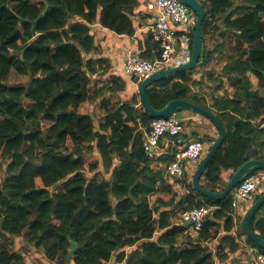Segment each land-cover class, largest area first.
<instances>
[{
	"label": "trees",
	"instance_id": "16d2710c",
	"mask_svg": "<svg viewBox=\"0 0 264 264\" xmlns=\"http://www.w3.org/2000/svg\"><path fill=\"white\" fill-rule=\"evenodd\" d=\"M200 1L207 13L201 64L153 82L146 95L157 110L185 99L216 116L226 137L200 182L217 191L245 160L264 161V99L258 95L264 87V0ZM135 5L0 0V264H24L21 239L43 248L55 264H229L239 248L231 232L235 219L241 232L232 194L209 199L189 182L176 201L158 164L168 163L170 155L149 159L142 148L154 117L140 103L139 83L132 85L108 71L105 59L93 57L91 26L133 35ZM46 6L34 33L31 23L19 22L36 19ZM209 27L221 37L213 49L206 46ZM145 46L139 54L154 61L159 48L150 30ZM12 70L28 82L8 83ZM125 91L134 95L123 99ZM94 103L103 111L96 124ZM252 103L263 114L249 111ZM95 170L104 177L89 181L87 172ZM210 204L217 209L194 239L185 232L189 225L168 220L174 209L181 210L179 219L186 209ZM250 228L264 239V203ZM211 239L213 249L205 244ZM70 241L77 249L66 261Z\"/></svg>",
	"mask_w": 264,
	"mask_h": 264
},
{
	"label": "built area",
	"instance_id": "2783aa9c",
	"mask_svg": "<svg viewBox=\"0 0 264 264\" xmlns=\"http://www.w3.org/2000/svg\"><path fill=\"white\" fill-rule=\"evenodd\" d=\"M143 4L150 12H155L156 19L150 33L158 45L156 59L149 60L142 57L138 51L129 53L120 69L130 83L138 84L144 77L160 67H174L185 64L191 55L190 28L194 16L191 10L179 0H143ZM184 130L183 123L174 116L157 117L150 121L149 128L142 140V148L149 159H155L164 154L162 139L176 137ZM205 144L199 139H190L169 152L168 163L160 164L163 178L181 179L189 165L196 164L202 158ZM264 186V172H254L237 184L231 191V205L235 208L239 203H252ZM217 209L216 205H203L182 211L178 222L189 225L185 232L197 233L207 216ZM253 264H264V253L254 251Z\"/></svg>",
	"mask_w": 264,
	"mask_h": 264
},
{
	"label": "water",
	"instance_id": "95a60500",
	"mask_svg": "<svg viewBox=\"0 0 264 264\" xmlns=\"http://www.w3.org/2000/svg\"><path fill=\"white\" fill-rule=\"evenodd\" d=\"M184 3L191 12L190 16H194L193 23L190 28L191 37H192V45H191V55L188 62L185 64L174 66V67H160L155 69L149 75L144 77L138 84L137 91L140 99V103L145 112L148 113L150 117H164L168 118L170 116H174L180 112L191 111L194 112L204 118H206L209 122H211L214 128L218 132V136L216 138H209L204 136H188L182 137L183 142L186 143L188 140L197 138L199 140H203L206 142H210V145L205 152V154L200 159L198 165L196 166L194 173L191 178V185L193 189L200 193L201 195L213 199V200H222L229 193H231L232 189L237 186L238 183L243 181L246 176L256 172L263 171L264 172V161L259 159H247L242 164H240L231 174L228 181L225 183L222 189L217 191H211L208 188H205L201 185L200 179L206 169L207 164L222 144L223 140L226 137V132L223 126L219 123L216 116L209 112L208 110L194 104L185 99H174L168 101L161 109L157 110L152 107L148 96L146 95V90L149 86L153 84L155 81H160L162 79H166L170 76L175 75L178 72L190 70L196 68L199 64H201V58L204 52V42L202 39V24L207 15L206 9L204 8L202 2L200 0H179ZM47 9H45L39 14V16L34 20H29L26 18H19V22H29L32 24L31 32H35L36 23L42 17L43 13ZM58 182H56L52 189L57 186ZM264 203V191L258 195V197L248 206L246 211L241 217L240 220V229L242 233L246 235L256 246L260 247L264 250V239L261 238L256 232L251 230L250 223L255 216V213L259 210V208ZM211 219V217H210ZM77 249V244L74 241H70V248L66 256V261H69L73 254ZM115 257H112V261Z\"/></svg>",
	"mask_w": 264,
	"mask_h": 264
},
{
	"label": "crops",
	"instance_id": "0c3cea01",
	"mask_svg": "<svg viewBox=\"0 0 264 264\" xmlns=\"http://www.w3.org/2000/svg\"><path fill=\"white\" fill-rule=\"evenodd\" d=\"M136 2L135 8H134V15L132 16L133 21L137 24L135 28V32L133 35H118L106 28H102L99 25H93L91 26V31L94 35L95 40V52L93 57L95 59H105L106 64L108 66V71L119 74L117 71L120 69L121 63L125 59V57L133 52V51H144L145 49V38L147 36V32L150 30V27L153 26L156 19L155 12H150L146 9L145 5L143 4V0H134ZM131 17V16H130ZM218 25H221V22L218 23ZM224 28H222L223 30ZM219 31H213L212 29H208V32L206 35H209V46H207L208 42H206V46L209 49H213L215 45L219 44L221 42V37L218 36ZM215 58H217L215 56ZM227 60V58H226ZM212 65V63H211ZM215 66V65H213ZM100 73V72H99ZM233 91V90H232ZM230 91L229 94L232 93ZM203 92L207 94V97L210 99L211 97V91L204 89ZM258 95L264 99V87L260 88L258 90ZM212 98V97H211ZM252 111L255 114L262 113L259 111V107H257L254 103L251 104V108L249 111ZM248 109L245 111L247 112ZM178 114H180L178 116ZM176 115V118H178L180 121H183L184 130L181 132L178 137L174 140H162V146L164 147V154H169V152L176 149L177 146L182 144L183 138L182 137H188L193 134V136H206L209 138H216L218 136L217 130L214 128L213 124L209 122L206 118L198 116V114L191 112V111H184L181 113H178ZM185 121L187 123H185ZM255 121V120H254ZM210 144L205 145V151H207ZM199 162V161H198ZM192 164L189 165L185 170V175L183 180L181 179H174V178H164L166 180V183L168 185H171L173 188V191L176 193V201L186 194L188 190L186 189V185L190 182L191 178L194 173V170L198 164ZM262 189V188H261ZM261 189L259 191V194L261 193ZM251 203H239L237 207H235L234 213L235 217L240 216V220L246 209ZM179 209H174V211L168 212V220L169 222L173 224H177L178 217L177 214L179 213ZM174 212V213H173ZM176 213V214H175ZM232 236H234L235 243L238 244L239 248L236 250V252H233L230 254L229 264H253L254 259V251H259L256 247L249 244L246 240V235L244 233L239 232L237 230V222L235 219L234 228L232 229ZM189 234L191 238H195L197 236V233L195 232H186ZM216 243L215 240L211 239L205 242L206 245L209 246L210 249H213L212 245ZM223 263H226V260H224ZM222 262L219 264H223Z\"/></svg>",
	"mask_w": 264,
	"mask_h": 264
},
{
	"label": "rangeland",
	"instance_id": "374dc122",
	"mask_svg": "<svg viewBox=\"0 0 264 264\" xmlns=\"http://www.w3.org/2000/svg\"><path fill=\"white\" fill-rule=\"evenodd\" d=\"M205 39H206V42H208L207 46H209V40H210L209 35H206ZM96 78H98V75L96 76ZM99 79H101V77ZM28 80H29L28 76L19 75L12 70L8 76L7 82L8 83H14V84L15 83H26V82H28ZM131 84L137 86L135 83H131ZM122 93L123 92H121V96L123 99H128L129 96L134 95L133 93L129 94L126 91H125V93H126L125 95H124V93L123 94ZM93 105H94V111L92 112V118H93V120H95V124H96L102 118L103 111L101 108L99 109L97 107L96 103H94ZM179 115L180 114H178V116ZM185 123H187V122L185 121ZM87 175L89 177V181L101 180L104 177V173L99 172L97 170L87 172ZM1 176H3V173L0 170V178H1ZM19 241H20L19 247L21 249V253H23L24 264H55L53 261H50L47 258L43 248L35 247L32 243L25 241L23 239H21ZM70 264H72V262H70Z\"/></svg>",
	"mask_w": 264,
	"mask_h": 264
},
{
	"label": "clouds",
	"instance_id": "9594fccd",
	"mask_svg": "<svg viewBox=\"0 0 264 264\" xmlns=\"http://www.w3.org/2000/svg\"><path fill=\"white\" fill-rule=\"evenodd\" d=\"M258 197V196H257Z\"/></svg>",
	"mask_w": 264,
	"mask_h": 264
}]
</instances>
